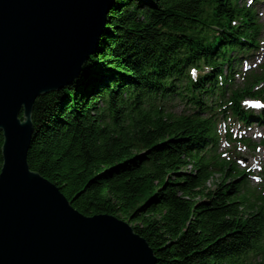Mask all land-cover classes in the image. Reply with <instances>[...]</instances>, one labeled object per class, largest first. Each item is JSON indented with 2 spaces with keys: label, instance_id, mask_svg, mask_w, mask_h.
I'll use <instances>...</instances> for the list:
<instances>
[{
  "label": "trees",
  "instance_id": "trees-1",
  "mask_svg": "<svg viewBox=\"0 0 264 264\" xmlns=\"http://www.w3.org/2000/svg\"><path fill=\"white\" fill-rule=\"evenodd\" d=\"M239 1L116 0L80 77L34 106L30 168L83 215L129 222L157 264H264V199L214 154L208 116L228 54L256 43V16ZM206 65L193 82L190 69ZM244 97L226 104L264 121L241 110ZM178 102L194 112H172ZM3 143L0 132V173Z\"/></svg>",
  "mask_w": 264,
  "mask_h": 264
},
{
  "label": "water",
  "instance_id": "water-1",
  "mask_svg": "<svg viewBox=\"0 0 264 264\" xmlns=\"http://www.w3.org/2000/svg\"><path fill=\"white\" fill-rule=\"evenodd\" d=\"M115 3L0 0V264H157L129 222L83 215L28 162L36 100L80 77Z\"/></svg>",
  "mask_w": 264,
  "mask_h": 264
},
{
  "label": "rangeland",
  "instance_id": "rangeland-1",
  "mask_svg": "<svg viewBox=\"0 0 264 264\" xmlns=\"http://www.w3.org/2000/svg\"><path fill=\"white\" fill-rule=\"evenodd\" d=\"M262 8H263V7H262ZM263 20H264V19H263ZM181 110H182L181 107H177V108H176V111H177V112H179V111H181ZM236 126L238 127V124H236ZM259 131L262 132V133H264V126L262 127V130L260 129ZM250 138H251L253 141L255 140L256 143H258V140H256L255 138H253V137H251V136H250ZM224 145H225V144H224ZM224 145H223V146H224ZM223 146H222V148L224 149ZM243 153H245L244 150H243ZM257 153H258V152H257ZM262 153H264V149H263V152H262ZM245 155H247V154H245ZM257 155H258V154H257Z\"/></svg>",
  "mask_w": 264,
  "mask_h": 264
},
{
  "label": "bare ground",
  "instance_id": "bare-ground-1",
  "mask_svg": "<svg viewBox=\"0 0 264 264\" xmlns=\"http://www.w3.org/2000/svg\"><path fill=\"white\" fill-rule=\"evenodd\" d=\"M262 1H264V0H262ZM107 22H108V17H107ZM106 27H107V25H106ZM94 56V55H93ZM92 57V56H91ZM195 82V81H194ZM196 84H198V82L196 83ZM224 86H226V83H225V85ZM201 89H202V87H201ZM172 99H170V101H171ZM179 107H181V108H183V109H189V108H191L190 106H186L185 104H183V103H180V106ZM192 109H194L193 107H192ZM195 110V109H194Z\"/></svg>",
  "mask_w": 264,
  "mask_h": 264
}]
</instances>
